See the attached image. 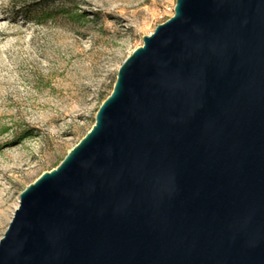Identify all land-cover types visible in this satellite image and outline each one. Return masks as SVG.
I'll return each instance as SVG.
<instances>
[{
  "label": "water",
  "instance_id": "obj_1",
  "mask_svg": "<svg viewBox=\"0 0 264 264\" xmlns=\"http://www.w3.org/2000/svg\"><path fill=\"white\" fill-rule=\"evenodd\" d=\"M143 41L0 264H264V0H177Z\"/></svg>",
  "mask_w": 264,
  "mask_h": 264
},
{
  "label": "rangeland",
  "instance_id": "obj_2",
  "mask_svg": "<svg viewBox=\"0 0 264 264\" xmlns=\"http://www.w3.org/2000/svg\"><path fill=\"white\" fill-rule=\"evenodd\" d=\"M177 0H0V240L21 193L96 123Z\"/></svg>",
  "mask_w": 264,
  "mask_h": 264
},
{
  "label": "trees",
  "instance_id": "obj_3",
  "mask_svg": "<svg viewBox=\"0 0 264 264\" xmlns=\"http://www.w3.org/2000/svg\"><path fill=\"white\" fill-rule=\"evenodd\" d=\"M108 97H109V96H108ZM106 99H107V98H106ZM106 99H105V101H106ZM105 101H104V102H105ZM104 102H103V103H104Z\"/></svg>",
  "mask_w": 264,
  "mask_h": 264
}]
</instances>
